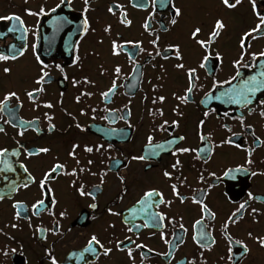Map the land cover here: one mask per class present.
Here are the masks:
<instances>
[{
	"label": "flooded vegetation",
	"instance_id": "obj_1",
	"mask_svg": "<svg viewBox=\"0 0 264 264\" xmlns=\"http://www.w3.org/2000/svg\"><path fill=\"white\" fill-rule=\"evenodd\" d=\"M139 2L141 0H89L86 16L90 27L84 34V0H72L71 6L67 3L62 5L61 8L72 12L74 17H66V21L60 23L52 18L53 12L41 17L29 16L25 12V9L38 11L41 5L48 11L59 0H0V17L18 15L28 28L25 33L15 21L0 19V51L10 54L7 51L9 46L14 45L16 49H25L26 46L24 55L18 59L0 61V99L6 92L15 91L20 101L19 105L15 98L10 102L15 110V119L6 111L0 112V127L5 129L0 132V147L9 149L11 153L19 141L29 150L40 147L50 149L30 158H25L21 150L19 157L9 156L16 170L0 173V177L6 176L9 180L28 182L26 174L19 168V163L23 162L36 177V183L29 182L27 189L20 188L18 191H12L6 186L8 181L0 179V195L4 196L0 199V264H51L49 253L58 264H142V253L143 264H187V261H194L195 264H264V247L256 239L264 237V117L259 114L264 107L260 105V101H264V90L257 92L253 104L247 107L205 96L207 93L209 97H214L238 85L241 79L255 74L260 61H264V57H258L252 62L251 57L245 55L244 60L254 63L255 67H241V75L231 84H218L213 88V79L222 82L235 75L231 62L239 56V36L258 23L252 12V3L241 0L235 8L227 9L221 0H172L182 12L173 26L169 23L172 17L170 6L158 4L153 8L151 0H145L147 8L133 7V3ZM254 2L257 11L264 15V0ZM115 4L124 6L123 11L131 21L129 26L120 23V10L114 9L115 15L109 13L108 8ZM150 13L149 31L153 35L142 27ZM215 19H222L225 27L210 46L211 55L206 69H200L197 66L204 52L189 38V33L193 27L199 26L201 33L198 38L206 40ZM69 23L71 26H68ZM14 24L18 30L8 32ZM109 26L110 31L105 32L104 29ZM164 26L169 30L163 31ZM42 28H45L44 31ZM72 35L78 37L71 41ZM156 35L159 36L160 56L155 55L156 49L149 43ZM253 36L256 38L247 41L251 45L247 51H264V36L257 33ZM113 40L117 43L141 41L145 51L130 60L127 52L132 50V45L125 44V51L113 56ZM33 44L36 45L35 51ZM169 45L179 46L183 60H176L172 51L164 52ZM148 52L153 53L152 57L148 56ZM216 52L221 54L222 59H217ZM164 55L169 58L164 59ZM36 56L48 66L45 69L48 76L45 77L44 92L36 94V103L33 104L25 92L38 87L34 80L40 75L41 64ZM77 56L79 60L74 64ZM177 63H183L185 68H175ZM117 65L121 69L117 88L115 94L110 95L109 102H105L100 93L111 86L113 70ZM6 67L10 69L7 74L4 72ZM189 67L197 68L198 79L189 101L183 103L175 96L183 95L188 86L186 69ZM84 78L92 83L85 85L81 82L73 86V80L83 81ZM82 91L92 95L81 97L77 103L75 97ZM159 96L165 97L164 102L153 104V98ZM46 102L53 107H43ZM105 108L115 111L108 113ZM249 108L254 109L251 114ZM81 109L85 115L80 114ZM156 109H162L163 116L156 113ZM205 111L209 112L206 118L203 116ZM226 111L229 117L224 116ZM45 113L53 119L48 121ZM241 114L244 123L252 126L250 129L241 127L235 119ZM121 115L124 119L119 118ZM105 116L115 117L114 122L104 119ZM6 120L11 122L4 123ZM20 120L34 121L23 136L17 134L21 130ZM165 120L169 125L175 120L179 126L170 127L166 132L155 130ZM200 120L205 121L203 133L211 134V142L199 140L197 125ZM13 123L18 127H13ZM49 123L55 125L54 129H49ZM77 123L83 131L75 126ZM224 124L231 131L221 127ZM148 135L154 136L153 149L149 151H159V155H150L146 160H132V156L148 155ZM180 136L185 139L180 141ZM227 137H231L233 145L217 146ZM169 139L176 140L174 145L166 146L170 150L154 149L156 143H166ZM74 143L80 145L76 149L79 166L90 168L91 172L78 173L77 177L57 173L48 182L53 192L42 196L38 189L39 180L43 172L57 162V158L68 171L77 167L76 159L68 155ZM101 144L104 148L100 152L94 150L89 154L83 151L84 145ZM235 144L240 147H235ZM185 147L197 151L172 155V150ZM248 151H251L250 164L246 163ZM198 155L199 159L196 158ZM177 159L180 164L173 169ZM88 160L93 163L88 165ZM113 161H118L119 166L113 167ZM237 168L241 170L236 171ZM165 170L172 173L171 180L162 175ZM229 171L231 175L226 176L224 173ZM253 172L258 174L252 175ZM201 174L203 182L199 181ZM119 177H123V183ZM73 180L76 181L75 186H72ZM172 183L177 184L181 197L188 198L183 203L172 194L169 187ZM80 184H84V191L91 192L92 196H80L76 191ZM149 188L162 192L171 205L153 206L141 212L137 200ZM248 193L253 194L252 200H248ZM193 196L202 199L215 217L203 214L201 219L200 206L192 202ZM41 198L44 204L39 208V215L33 216L31 205ZM154 199L158 202V198ZM16 201L23 202L19 209L21 219H14L17 210L12 205ZM245 201L248 202L246 209L237 213V217L233 218L235 222L229 221V216ZM92 204L96 207H90ZM108 209L120 215H111ZM133 209H136L135 218ZM252 209L257 212L253 213ZM61 212L66 214L61 217ZM155 212H161L173 221L171 224L168 219L164 222V240L160 238L161 230L156 227H138L132 233L127 231V227L143 225L146 216ZM25 215L30 219H24ZM197 220L201 221L198 225ZM57 222L59 231L53 234ZM225 222H228L226 230ZM12 224L17 227H11ZM37 228L45 231L37 232ZM201 233H206L204 240L200 239ZM92 234L97 235L105 247H111L112 252L107 256L85 254V259H80L78 252ZM194 235L196 240H193ZM229 236L232 241H242L247 251L242 245L230 242L227 239ZM125 237H131V241ZM108 240L112 243H107ZM117 240L122 241L121 247L125 251L116 249ZM205 242L208 247L201 248L200 244ZM135 244L146 247L137 249ZM128 247L133 249L134 261L127 256ZM5 249L7 255L3 254Z\"/></svg>",
	"mask_w": 264,
	"mask_h": 264
},
{
	"label": "snow or ice",
	"instance_id": "obj_2",
	"mask_svg": "<svg viewBox=\"0 0 264 264\" xmlns=\"http://www.w3.org/2000/svg\"><path fill=\"white\" fill-rule=\"evenodd\" d=\"M130 2H132V0H130ZM250 2L252 3V12L253 14L257 17L258 23H256L255 27L250 28L247 31H243V33L239 36V56L238 58L234 59L231 63H232V67L235 69V75L231 76L229 80H225V81H216L215 79H213V88H216L218 84H231V81H234L237 79V77H239L241 75L240 73V68L241 67H255L254 63L251 62H247L244 60L245 55H249L251 57V61L255 62L257 61L258 57H264V51H260V52H253V53H249L247 51V49L249 47H251L250 44L247 43L249 38L255 39L256 37L253 36V33H257L260 36H264V15L260 14L257 11V6L254 2V0H250ZM65 3H67L69 6H71L72 0H59V3L55 5L54 8H50L48 9V11L45 10V7L43 5H41L38 9V11H32L30 9H25V12L27 15L29 16H37V17H41V16H46L48 15V12H55L56 9L61 8L62 5H64ZM241 3V0H234V2H230V0H221V4L227 8V9H233L235 8L237 5H239ZM158 4H162L165 7H169L170 6V10L172 12V17L169 21V23L173 26H175L178 22V17H180L182 15L181 9L176 7L175 4L172 2V0H167V2L165 3V0H151V6L153 8H155ZM133 7H137V8H147L148 5L145 2V0H141V2L139 3H133ZM124 6L120 5V4H115L113 6H110L108 8L109 13H112L113 15H115V11L116 10H120V15H121V19H120V23L125 25V26H129L131 24V21L127 19V13L125 11H123ZM89 10V0H84V8H83V12L85 13L83 20H82V28H83V33L86 34L87 31L89 30V22L86 16V13ZM151 13L149 14V17L145 19L142 27L144 28V30L146 32L149 33V35H153V33L151 31H149L150 29V17H151ZM0 19H5V20H9V21H15L16 24L19 25L20 29H23V31L25 33H27L28 28L25 26L24 21L21 19L20 16L15 15V14H11L8 16H4V17H0ZM56 21L58 23L66 21V17H56L55 18ZM16 24H14L12 27L8 28V32H16L18 29L16 27ZM225 27V24L223 22L222 19H215L214 24L212 26L211 31L208 34V38L205 39H199V34L201 33V27L196 26L193 27L190 30L189 33V38L196 44L199 45L200 48L203 50L204 54L202 55L200 62L198 64V68L200 69H206V63L210 58L211 55V50H210V46L211 44L215 41V39L219 36L220 31ZM105 32L110 31V26L106 27ZM163 31H168V27L164 26ZM2 35V34H0ZM18 38H22V37H18ZM158 41H159V36L156 35L154 39L150 40L149 43L153 46L154 49H156L155 55L156 56H160L161 55V51L159 50L158 47ZM125 44H130L132 45V50H129L127 52L129 59H133V57H135L136 55H139L140 53H143L145 51V49L141 46L142 42L141 41H126L124 43H117L116 40L111 41V54L113 56H119L121 54V52L125 51ZM33 51H35L36 45L33 44ZM24 50H26V46L25 49H16L14 45L9 46L8 48V53L10 54H6L4 51H0V61H8V60H16L18 59L19 56H23L24 55ZM169 51H172L174 54V58L176 60H183V56L181 55L180 52V48L178 45H169L168 47H166L164 49L165 53H168ZM153 53L152 52H148V56L152 57ZM216 57L217 59H222L221 54L219 52H216ZM164 59H168L169 56L168 55H164L163 56ZM36 60L38 63L41 64L40 67V75L34 80V84H36L38 87L33 88L30 91H26L25 95L27 96V98L29 99V101H31L33 104L36 103V94L37 93H42L44 92V83H46L47 81L45 80V77L48 76V72L45 71V69L48 67L46 64H43V62L41 61L39 56H36ZM79 60V57L77 56L75 60H73V63L75 64L77 61ZM133 64L135 67V61L133 60ZM57 67L59 68V65H57ZM175 68L177 69H184L185 65L183 63H177L174 65ZM61 72H63V69H60ZM4 72L7 74L10 72L9 68H4ZM120 72L121 69L119 67V65H117L114 70H113V75L114 78L111 81V86L106 90V91H102L100 93L101 97L105 100V102H109V97L110 95H114L116 88H117V78L120 76ZM197 73V68L195 67H189L186 69V75H187V79H188V86L184 91V94L181 96H175V98L183 103H187L190 99V94L192 93L193 89L196 87L195 81L198 79V76L196 75ZM66 79V77H65ZM84 83L85 85L87 84H91L92 82L89 81L87 78H84L83 81H79V80H73V86H76L79 83ZM264 90V61H260L259 63V70L255 72V74L248 76L246 79H241L239 84L236 86H232L222 92H220L219 95L214 96V97H209L207 93H205L206 98L208 99H215V100H219L222 101L223 103L226 104H238V105H243L245 107H247L248 105L253 104L254 99L256 97V93ZM92 93L90 92H84L82 91L78 96L75 97V100L77 103L80 102L81 97L83 96H91ZM15 98V100L17 101V105L20 104L19 101V96L17 95V93L15 91H8L4 94L3 98L0 99V112H7L9 114L10 117H12L13 119H15V115H14V109L13 107H11L10 102L11 100ZM165 97L164 96H159V97H154L152 103L155 104L157 102L163 103L164 102ZM62 103V101H61ZM260 105H264V101H260ZM39 106V105H37ZM43 107L46 108H52L53 105L51 103H44ZM249 114H251L252 111H254V109L249 108ZM93 112L96 111V109H92ZM105 112L108 113H112L115 110L113 109H104ZM156 113H158L160 116H163V111L162 109H156L155 110ZM152 113V110H150V114ZM80 114L81 115H85V111L83 109L80 110ZM260 116L264 117V107L261 108L260 111ZM70 115V114H69ZM128 115L130 116V112L128 113ZM209 112L205 111L203 113V116L206 118L208 117ZM45 118L48 121H51L53 119L52 116H50L48 113L44 114ZM225 117H229V113L226 111L224 113ZM120 119H124V116L121 115L119 117ZM93 119H95V117L93 116ZM104 119H110L111 122H114L115 117H109V116H105ZM236 120L239 121L241 127H246V128H251V125H246L244 123V116L241 114L239 116L235 117ZM11 121L6 120L4 121V123H10ZM34 123V121H23L20 120L19 121V126L21 128L20 131H18V135L19 136H23L24 131L27 130L28 127L32 126V124ZM205 121L204 120H200L198 125H197V135L199 137L200 141H205L208 140L209 142H211L212 136L211 134H207L205 135L203 133V125H204ZM13 127H18L17 124L13 123L12 124ZM77 128H80L82 131L83 129L81 128V125L79 123H77L75 125ZM129 127H131V124L128 125ZM178 122L177 121H172L171 125H169L168 121H163L161 124H159L157 126V128L155 130H158L160 132H166L169 130L170 127H178ZM55 125L49 123V129H54ZM221 127L226 128L228 131H231L230 128L227 127L226 124L221 125ZM35 130V129H34ZM5 129L3 127H0V132H4ZM113 132L116 131V129H112ZM123 131H121V135H123ZM233 135H235V133H233ZM254 135V133H253ZM180 141H183L185 139V137L180 136L178 138ZM256 139H259L258 137ZM153 140H154V136L153 135H148L147 136V146L148 148L146 149V151L148 152V155H140V156H132L131 159L132 160H146L149 158L150 155H159V151H149L151 149H153ZM176 143L175 139H169L166 141V143H156L154 145V149L155 150H170L168 147L166 146H171L174 145ZM223 144H229V145H233V141L231 139V137H227L223 140L220 141V144L217 146H222ZM235 147L239 148L240 145L239 144H235ZM80 145L79 144H73L71 147V150L68 152L69 157L76 159V149L79 148ZM112 145L109 144L108 148L111 149ZM104 148V145H95V146H88V145H84L83 146V151L86 153H93V151L95 150L96 152H100L101 149ZM21 150L23 152V155L25 156V158H30L34 155H39L41 153H47L50 151L49 148L47 147H40L38 149L35 150H29L27 147H25L24 145L20 144L19 141H17V148L12 150L11 153H9V149L7 148H2L0 147V173H8V172H14L16 169L13 166V161L9 159V156L11 157H19L21 155ZM189 151H197L196 149H189V148H176L174 150H172V155H176L177 153H185V152H189ZM248 156L249 159L246 160V163L250 164L252 161L250 159L251 156V151H248ZM197 159H199V155L196 157ZM88 165H91L93 163L92 160H88L87 161ZM180 164V161L177 159L176 162L172 165L173 169H176ZM76 165L77 167H73L70 171L66 170V165L64 163H61L58 161L57 158V162L53 163L50 168L43 172L41 179L39 180L38 183V189L41 192V195H47V194H51L53 192V189L48 187V182L51 179L55 178V174L57 173H62L63 175L66 176H73V177H77L78 173H83L85 171L91 172L90 168H84L79 166L80 165V161L78 159H76ZM119 166V162L118 161H113V167H118ZM19 168L23 170V172L26 174V181L28 182H17L16 180H9L8 177L4 176V177H0V179H4L8 181V184L6 185L7 187H9L12 191H18L20 188H24L27 189L30 186V183H36V177L33 176L29 170L28 167L25 163L21 162L19 163ZM240 168H237L236 171H240ZM92 175H96V173H91ZM226 176L231 175V172H225L224 173ZM258 173L253 172L252 175H257ZM162 175L166 178L171 180L172 179V173L168 172L167 170L163 171ZM209 175H214V173H210ZM119 179L121 180V182L123 183V177H119ZM177 179H179V177H177ZM186 179V178H185ZM199 181L203 182L204 181V176L203 174H201L199 176ZM76 181L73 180L72 181V186H75ZM103 183V176H101V184ZM84 184H80V186L78 188H76V191L79 193L80 196H92L91 192H85L84 191ZM171 192L174 196H177L178 198H180L181 203L184 202L185 199H188L187 197H181L180 193L178 192V186L175 183H172L169 185ZM209 187H212V185H209ZM200 192L202 194L203 190H200ZM4 196L0 195V199H3ZM154 198H158V202L156 199ZM253 194L252 193H248V200H252ZM93 199H95V197L93 196ZM192 202L196 203L200 206V212L202 213V217L201 219L204 218L203 214H206L207 216H211L212 218L215 217V213L211 212V210L208 208L207 204L204 203V201L196 196H193L192 198ZM21 201H16L13 203L12 207L14 209H16L17 211L15 212L14 215V219H21V214L19 209L22 206ZM53 203H55V201L53 200ZM247 201H245L244 203H241L239 205V207L236 209L235 212H233L228 220L235 222V220L233 219L234 217H237V213H241L242 210L246 209L247 207ZM44 204V200L41 199H37L32 205V215L33 216H38L39 215V208L41 206H43ZM137 204L141 205V212H144L146 209L148 208H152L153 206L155 207H159L160 205H166V206H170L171 205V201H166L164 199L163 193L158 191L155 188H149L145 191H143L142 196L140 197L139 200H137ZM90 207L95 208L96 205L92 204L90 205ZM109 214L111 215H120V213L118 212H113L111 209H108ZM253 213H256L257 210L256 209H252ZM52 214V213H50ZM66 213L65 212H61L60 216L63 217ZM133 217L135 218L136 216V209H133L132 212ZM24 219H30L27 215H25L23 217ZM168 219L163 213L161 212H155V213H151L149 215L146 216L145 222L143 223V225H133V227H127V231L129 233H132L134 231V228H138V227H156L158 229H160V238L162 240L165 239V233L163 232V228L165 227V220ZM168 223H173V221L171 219H168ZM201 221L197 220L196 224H200ZM112 227H114V225H110ZM11 227L15 228L17 227L16 224H12ZM181 228H183V224L180 225ZM228 227V222H225L224 224V229L226 230ZM37 232H42L45 231L44 229L41 228H37L36 230ZM59 231V224L57 222V226H56V231L53 234H56V232ZM4 235H7L6 233ZM206 233H201L200 239L204 240ZM251 233H248V236L251 238ZM9 239H12V237H8ZM125 239L130 240L131 241V237H125ZM197 237L194 235L193 236V240H196ZM227 239L230 242H234L236 244H240L243 246L245 252L247 251V246L243 245V242L240 240H236V241H232L231 237H227ZM258 243L260 244L261 247H264V237H257L256 238ZM167 243V241H165ZM107 243L111 244L112 241L108 240ZM132 243H134V241H132ZM214 243V241H213ZM122 241L117 240L115 247L118 251H125L124 248L121 247ZM135 247L137 249L140 248H144L146 247L145 245L142 244H135ZM201 248H205L208 247L207 243H201L200 244ZM98 249L100 250L98 252ZM13 252H15V249H12ZM149 251H151L149 249ZM112 252V248L111 247H105V243H102L101 240L97 237V235L92 234L88 239L87 242L85 244V246L78 252V255L80 257V259H85V254H93V255H109ZM229 252H231V248H229ZM4 255H7V249H5ZM164 255H167V253H164ZM49 256L51 257V264H58V261L55 259V257L49 253ZM127 256L130 260L134 261V257H133V249L131 247L127 248ZM142 256V264H143V258L144 255L143 253L141 254ZM231 256L228 257L229 260H231ZM187 264H195L194 261H187Z\"/></svg>",
	"mask_w": 264,
	"mask_h": 264
},
{
	"label": "water",
	"instance_id": "obj_3",
	"mask_svg": "<svg viewBox=\"0 0 264 264\" xmlns=\"http://www.w3.org/2000/svg\"><path fill=\"white\" fill-rule=\"evenodd\" d=\"M56 17L73 18L74 15L72 16V12L68 11L65 8H59V9H56V11L52 13V18L55 19ZM68 26H71V24L69 23ZM44 29H43V31H44ZM77 37H78V35H72V40L71 41L75 40Z\"/></svg>",
	"mask_w": 264,
	"mask_h": 264
}]
</instances>
